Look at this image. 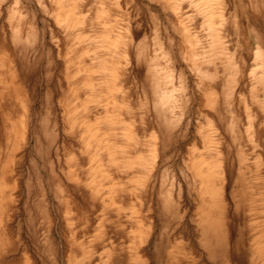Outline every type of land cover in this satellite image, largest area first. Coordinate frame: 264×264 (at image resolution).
<instances>
[{
	"label": "rangeland",
	"instance_id": "obj_1",
	"mask_svg": "<svg viewBox=\"0 0 264 264\" xmlns=\"http://www.w3.org/2000/svg\"><path fill=\"white\" fill-rule=\"evenodd\" d=\"M176 1L184 7L178 11L182 22L165 11L173 32L171 23L157 18L163 32L167 28L157 45L147 11L155 4L149 0H71L82 22L70 28L58 24L56 0H0L2 71L6 78L8 67L15 70L28 101L25 139L14 148L16 135L1 142L0 169L5 155L14 154L16 187L5 193L16 209L8 225L19 248L29 249L32 264H163L171 251L191 264L195 250L201 264L214 263L198 244L202 190L191 171L193 159L219 172L216 188L222 179L223 209L216 213L223 263L249 264L250 225L255 219L264 229V111L258 106L264 105V90L252 91L250 75L256 68L258 74L264 71L255 59L259 46L264 53V0L208 2L217 23L218 11L229 16L226 33L235 43L229 45L228 70L234 71L228 73L237 75L230 77L231 86L220 58L197 69L182 56L177 28L191 37L202 21L188 7L191 0ZM107 29L119 38L110 54L101 38ZM225 30L220 27L224 41ZM205 38L199 37L203 45ZM140 49L158 54V89L151 83L156 80L149 58L136 57ZM208 92L215 99L211 106ZM10 101L9 108L1 107L20 122L22 108ZM85 124L104 136L102 143L87 138ZM111 146L117 152L109 153ZM43 200L46 251L39 241ZM142 232L148 235L142 238ZM212 243L217 249L214 237ZM134 252L142 262L131 263Z\"/></svg>",
	"mask_w": 264,
	"mask_h": 264
},
{
	"label": "bare ground",
	"instance_id": "obj_2",
	"mask_svg": "<svg viewBox=\"0 0 264 264\" xmlns=\"http://www.w3.org/2000/svg\"><path fill=\"white\" fill-rule=\"evenodd\" d=\"M70 1L71 0H56L58 10H59L58 16H57V19H58L57 22L63 28L74 27L75 25L82 22L81 18H79V16H77V14L74 10L75 6L73 4H70ZM100 1L107 2L109 0H100ZM149 1L153 4H155V7H153V6L147 7L148 8L147 11H149V17L152 19V22H153V39L156 42V43L155 42L154 43L159 45L161 43L160 39L163 38V37H161L162 32H163V30H162L163 24L161 26L160 22L162 23L165 21V23L166 22L168 24L171 23V25H169L170 28L169 27L168 28L169 29H171V27L174 28V21H171L168 18V16L166 15L168 13H165V11L171 12L173 14L172 16L176 20V22H182L181 17H179L180 14H178V11H180L182 8L181 3H180L181 1L180 2H178L176 0L175 1H173V0H149ZM209 1L210 0H191L190 4L188 6L189 8L192 9V11L194 13L199 14L201 16L202 26L198 27V28H201V31H199V32L197 31L196 33H194L190 37L189 34H187V32L184 30L185 28L184 29H182L180 27L177 28V31L179 33V41H180V44L182 45L181 47H183V49H182L183 55L182 56L184 57V59L189 64H191V66L193 68H197V69L200 68V65H204L203 63H206V61H208L210 59L212 60L213 59L212 57H217L218 59L220 58L223 61L222 63L224 64L223 68H222L223 69L222 72L226 75V77L228 76L229 78L231 77L233 79H236L235 77L237 75L236 76L234 75L235 77H232L233 74H232V76H230L228 73V72H231L228 70V68H229L228 63L230 60L229 57L231 58L230 53H229V45L232 42H234L231 38H229V35L226 33L227 29H231L228 26L229 16H223L222 11H218L217 15L219 16L220 21L217 23V17L213 16L214 12L210 9L208 11V9H207V7H208L207 5H208ZM214 1L216 2L217 5H220L219 0H212V3H214ZM109 4H111V3H109ZM253 4H254V2H253ZM252 6H254V5H252ZM252 6L251 7L248 6V7H250L252 10ZM100 12H103V11L101 10ZM191 14H190V16H191ZM182 15L183 14H181V16ZM157 18L160 20V22L158 21ZM259 19H261V17ZM256 21H258V20H256ZM172 22H173V25H172ZM212 23H215L216 25L211 26ZM168 24H166V25H168ZM220 27H223V29H225V27H226L225 34L227 36V39L225 41L222 39V37L220 35ZM171 30H173V32H174L175 28L171 29ZM164 32H163L164 34H166V32H167L166 26L164 28ZM237 32L235 31V33H234L235 38H236V44H238V41H239V36H238L239 34ZM174 34H176V33H174ZM14 35L16 37L17 33H14ZM171 35L168 37L170 38ZM202 35H203V37H206L205 38L206 39L205 44L207 43L206 46H205V44L203 45L200 42L201 39H199V37ZM168 37H167V39H168ZM101 38L103 41V45L106 46V50H107V52H109V54L118 45L119 38H116V37H113L112 35H110L109 29L106 30L105 34H101ZM142 38H145V37H142ZM171 38H173V37H171ZM260 38L259 39L257 38L258 41L260 40ZM168 40L170 41V39H168ZM141 41L138 42V45L143 43L144 40L142 42ZM169 41H167V42H169ZM171 41H172V39H171ZM258 43H262V42L259 41ZM142 45H140V48L142 47ZM177 45H178V43H177ZM259 47L257 48V50L259 49L261 51V49ZM141 49H140L141 53L139 52L138 56H136V57H139V59H141V60H143L145 58H149V61H151V63H152L151 77L156 80V81H151V83L155 85L156 89H158L160 87V84H161V82H158L160 72H159L158 66L155 63V61L158 57V54L154 52V54H150L151 56H149V55L147 56L146 53H142ZM259 50L257 52H255L256 56L255 55L254 56H255L256 60H260L258 62H260L261 67L264 68L263 67L264 60L261 59L264 57V56H262L264 53L261 51L262 52V55H261ZM174 51H175V49H174ZM176 51H177V48H176ZM135 53H136V51H135ZM131 55H133V52L131 53ZM179 55H181V54H179ZM243 63H244V61H243ZM220 65H221V63H220ZM3 66H4L3 59L0 56V147H1V142L4 141V143H9L11 141L12 135H16V137H15L16 139H15V142L13 144V148H14L15 146L17 147L18 141H21V140L24 141V139H25V133H26L25 118H26L28 101L26 98V94L24 93L23 89L21 88V85L17 84V82H16L15 70L12 69L11 66L8 67V70H7L8 75L5 78L4 71H2ZM139 68L140 67L138 66V69ZM202 69H203V67H202ZM213 69H214V67H213ZM230 70H232V69H230ZM255 70L251 71L250 75L252 76L253 83H255V85H253L254 87L252 88L253 89L252 91L253 92L255 91L257 93L258 91L264 90V71H262V73L258 74L257 73L258 71H255ZM233 71H234V69H233ZM193 74L196 75L195 73H193ZM209 74H207L208 78L210 76ZM199 75H198V78H199ZM215 75L217 76V74H215ZM216 76H214V75H213V77L211 76L212 77L211 81H213V79L216 80L215 78L218 77V76L217 77ZM201 77H202V74H201ZM203 78H204V76H203ZM229 78H228V85H230L229 83L233 84V81L231 80V78L230 79ZM209 79H211V78H209ZM211 81L209 80V82H211ZM222 87H221V89H222ZM227 88L229 89L230 87L228 86ZM208 94L210 95V99L207 101V106H211L215 102V99L211 95L210 92H208ZM253 96H254V94H253ZM12 98L16 99V101L20 104V107L22 108V112H21V115L19 117L20 122H14V120H12V118L10 116L11 114L6 113L5 110L1 107V105H3L5 108H9L10 104H8L7 107H6V104L10 103L11 102L10 99H12ZM258 106L261 109V111H264V105H263V107L261 106V104H259ZM10 110H13V108L10 107ZM96 124L99 125L98 123H96ZM263 125H264V123H263ZM85 134H86L87 138L90 140H95V142H98V143L103 142L104 136L99 137L98 133L96 132L94 125L85 124ZM127 137H128V139H130V133H128ZM111 152H117V149L115 147L111 146L109 149V153H111ZM13 155L14 154H9V153L5 155L4 165L0 169V264H20L21 262H23V264H32L31 263L32 257H30V255L28 254L29 249L26 246L19 248L20 241L13 239V237L11 235L13 228H12V226L8 225V222L11 220V217H13L12 215L14 214L15 209H16V204H15V201L13 200L12 196L10 194L7 195L5 193V191L7 189L10 190L11 187L12 188L16 187V182L12 181L13 177L11 176V172L13 171V165L17 164V163H14L15 158ZM128 166H132V165L129 164ZM190 167H191L192 173L197 177L196 179H198L199 184L201 185V190H202L201 194H200L202 206L198 210V213L202 214V216L199 217V221H198L199 227L201 230V238H200V240H198V244H200L202 249L205 251L207 259H210L209 261L214 262L212 264H224L223 259H222V252H221V250H222L221 242L223 241V237L221 235V224H220V221H219V219L217 217V213H216V212H222V209H223V206L220 204L221 198L223 197L222 179H220L218 181V182H220V186L218 188H216L217 178L219 177V172H217L215 169L212 168L214 170V172H213L212 169H210L211 167L202 163V161L199 159H193ZM39 205L41 207L43 206V208L41 209L42 212H40L41 214L39 215V218H41L40 225H39V230H40V233H39L40 234V237H39L40 240L39 241L43 244L42 249L44 251H46V249L48 248V244H49V238L47 235L48 223H49L48 219H47V217H48V212L46 210L47 205L45 203V200L40 201ZM11 206L13 207L12 209H11ZM254 209H255L254 207L250 208L249 211L252 212V211H254ZM250 226H251V228H250L251 231H253L254 233H252L253 239H252L251 246L249 248V250L252 253L249 264H258L260 260H262L263 264H264V229L261 228L260 225H258V221H255V219H254L253 223H251ZM39 230H38V232H39ZM143 234H146V233L142 232V234H141L142 238H144L148 235L147 234L143 237ZM9 235H11L12 238H8L7 236H9ZM212 237H214L215 241H218L217 249H215V247L212 243ZM159 238H161V237H159ZM159 238H158V240H159ZM154 244H155V242L153 243V247H154ZM159 244L161 245V242H159ZM160 245H159V247H160ZM156 247H158V244L155 245V248ZM159 247L156 248L157 249L156 251H159ZM4 253L9 254V255L6 257L2 256ZM143 253L145 256L148 255V250L146 251V249H143ZM157 256H158V253H157ZM232 256L235 259L236 255L232 254ZM84 258H86L85 255H84ZM33 262L35 264V261H33ZM107 262H108V260H106L103 263H99V264H108ZM132 262L133 263L142 262L141 258L137 255V252L133 253V255L131 257V263ZM190 262H191V264H201L202 263L201 255H199L196 250L193 251V255H191V257H190ZM164 263H166V264H183V257L178 255L177 253L171 251L168 253L167 257L165 258V262H163V264ZM74 264H75V260H74ZM77 264H84V260L77 262Z\"/></svg>",
	"mask_w": 264,
	"mask_h": 264
}]
</instances>
